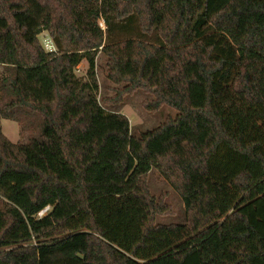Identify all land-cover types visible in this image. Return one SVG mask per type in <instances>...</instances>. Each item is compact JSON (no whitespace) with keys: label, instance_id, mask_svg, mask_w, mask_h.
I'll return each instance as SVG.
<instances>
[{"label":"trees","instance_id":"16d2710c","mask_svg":"<svg viewBox=\"0 0 264 264\" xmlns=\"http://www.w3.org/2000/svg\"><path fill=\"white\" fill-rule=\"evenodd\" d=\"M99 52L176 117L133 135ZM0 65V121L33 130L0 122V264H264V0H0ZM152 169L185 223L155 222Z\"/></svg>","mask_w":264,"mask_h":264},{"label":"rangeland","instance_id":"374dc122","mask_svg":"<svg viewBox=\"0 0 264 264\" xmlns=\"http://www.w3.org/2000/svg\"><path fill=\"white\" fill-rule=\"evenodd\" d=\"M99 24L103 30L107 29L105 21L101 19ZM41 44L45 50H56L55 43L48 31H43L40 36ZM107 55L99 52L96 58V78L99 82L98 99L99 102L109 111H117L125 114L130 120V128L133 135H139L148 130L158 127L167 121L170 117H176L178 111L168 104L155 111L146 108L145 103L155 99V95L146 89L139 88L133 93H124L122 91L126 86L125 82H115L109 78L107 67ZM0 65V77L2 74ZM88 62L83 60L76 70L79 78L87 77ZM2 131L15 143H25L33 134V130L25 127L14 120L2 119ZM148 185L151 195L157 200L162 199L172 208V213L157 214L156 223H185L186 210L181 196L173 189L169 182L157 170L152 169L148 177Z\"/></svg>","mask_w":264,"mask_h":264},{"label":"built area","instance_id":"2783aa9c","mask_svg":"<svg viewBox=\"0 0 264 264\" xmlns=\"http://www.w3.org/2000/svg\"><path fill=\"white\" fill-rule=\"evenodd\" d=\"M50 209H51V206H47V207H45L43 210H41V211L38 213V216H39V217H42V216L46 215V214L49 212Z\"/></svg>","mask_w":264,"mask_h":264}]
</instances>
